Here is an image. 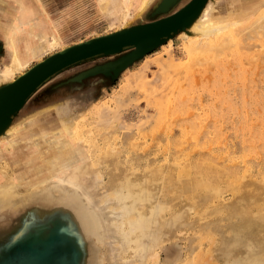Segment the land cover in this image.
<instances>
[{"label":"rangeland","instance_id":"rangeland-1","mask_svg":"<svg viewBox=\"0 0 264 264\" xmlns=\"http://www.w3.org/2000/svg\"><path fill=\"white\" fill-rule=\"evenodd\" d=\"M189 1L177 0L163 11H155L158 0L142 10L134 1L125 16L122 12L109 20L105 17L93 36L164 17ZM215 1L224 16L234 2L243 0ZM261 2L249 0L248 6ZM250 19L234 25L236 38L227 43L191 44L194 39H187L179 28L127 64L110 65L133 47L78 62L49 78L14 115L15 119L35 115L45 106L61 108L59 104L68 101L70 109H62L64 114L57 113V119L49 122L58 124L66 117L80 130H90L85 133L90 144L80 149L81 162L71 171H80L83 165L87 176L80 183L84 186L87 177L98 182L94 197L81 189L72 207L57 208L84 222L80 236L65 222L68 236L63 241L73 247L71 261L264 264V26ZM6 35L0 31V70L10 61L3 43ZM66 42L32 57L15 77L68 46ZM103 153L107 157L100 156ZM122 180L129 182L124 187L126 197L138 201L137 207L142 202L145 212L143 228L130 233L126 225L129 238L118 234L127 237L123 240L117 236L119 228L106 221V205L101 201L103 190H113ZM117 200L112 197L106 203L115 205ZM4 202L0 199V261L39 237L60 234L53 232L56 221L50 213L45 224L37 226V221L45 220L34 222L30 201L16 202V213ZM117 211L120 217L121 208ZM132 237L137 238L134 243ZM28 253H20L17 264H47L39 254ZM60 264H66L65 257Z\"/></svg>","mask_w":264,"mask_h":264},{"label":"bare ground","instance_id":"bare-ground-1","mask_svg":"<svg viewBox=\"0 0 264 264\" xmlns=\"http://www.w3.org/2000/svg\"><path fill=\"white\" fill-rule=\"evenodd\" d=\"M19 1V10H13L15 14L11 13L8 15L4 12L1 13L2 10L0 12V31L2 30V32L4 31L6 33H9L10 35V61L9 63H5L3 69L0 70V87L6 86L15 81L17 79L15 77V72L28 65L32 57L39 56L48 47L53 48L60 44L61 36L59 32L56 31V29H54V31L43 29L36 34L34 33L35 28L37 29V26H40V24L36 23V21L33 22V20L29 18L31 15H29L28 12L30 11L31 7L28 8L29 6L26 0ZM124 1L127 8L123 12V16L126 15V10L131 7L132 2L136 1L138 3V8L142 10L151 0ZM248 1L249 0L234 2L231 5L232 9H230V11L223 16L219 14L216 8V3L218 2H216L215 0H200L197 6L194 7L188 15L178 19V23L185 21L183 35H185L187 39H194L192 40L191 44L196 43L198 45H202L217 40H220L222 43H227L230 40L236 38L234 25H236V23H238L240 20L251 18L250 20L257 26H264V0H262L261 4L254 3V5L250 4L251 6H248ZM171 2L172 0H160L155 11H163L167 9ZM2 6L5 5H2V3H0V9ZM5 8L13 9V3L5 6ZM180 9L174 11L170 15L177 13ZM173 23V20L171 22L164 23L162 26H158L157 31L162 29V27L171 26L173 25ZM172 33H174V31L171 30L170 34ZM189 34L190 36H187ZM28 88L29 84H26L23 87L20 95L24 92V89L26 90ZM67 102L68 101L59 104V106L62 105L61 108H55L52 105H48L40 109L38 114L27 115L22 118L19 117L17 119L13 118L12 120H9L10 122L6 123L3 129L1 128L2 130L0 132V157H4V160L0 161L1 201H5V207L7 206L6 208H10L15 213L19 208V205L16 206V202L20 200H25L27 202L30 201L29 203L32 204L31 213L33 214V217H35L34 222L36 223L37 219L45 220L44 222L37 221V226H43L50 213V216H54V220L56 221V227L53 232L59 230L58 232H60V234L62 235L67 234V232L65 231V222H67L71 230H76L77 234L79 233V231H81L80 228H83L85 226L84 222L79 220L80 216L75 215L72 218L70 216H66L57 210L58 206L61 204H67L72 207V200L75 198L77 191H80L81 189L88 192L87 194H89V197L91 195V197L93 198L94 191L98 183L95 180H89L87 177V181L84 183V186L81 185L82 182L80 183V180L82 179L84 181L85 176L83 175L87 174V172L81 170V167L83 165L79 166L80 171H76L73 173L71 171V168H73L74 165L81 162L79 160L81 156L78 155L80 149L85 148L86 145L90 144V138H88L85 134L90 130L88 129L89 131L87 130L85 132L80 130V126L73 125L71 122H69L72 119L66 117H62L58 124L55 122H49V120H53L55 118L57 119V116H55L57 113H59L61 117V115L64 114L62 112V109L63 111H67L68 109H70ZM7 119L9 118H6V120ZM107 154L108 153H103L100 156L103 157ZM99 160L100 162H103V159ZM100 162L99 164H101ZM80 173H82V175ZM166 173L168 174L167 171ZM96 176H98V174ZM128 185L129 182H127L126 180H122L121 183L113 188V190L108 191L107 189H104L103 194L105 198H102L101 200L102 203H104L103 205H106V221L111 225V227L113 226L112 228H119V230H117L119 233H116L118 237H122V239L118 238L121 240L128 237V234L126 235V233H128V231H126V225H129L130 233L134 229L140 230L145 225V217H143L144 210L140 207L142 205V202H140V206L137 207L136 204L138 201L132 200L130 202L126 197V195H128L129 193H125L124 187ZM22 194L23 196L21 197ZM257 194L259 193H256V195ZM112 197L118 199L119 202L115 205H107L108 203L106 202ZM259 198L262 199L261 197ZM143 202L145 203V201ZM118 208H121L122 210V212L120 213L121 215L117 213V215L119 214L120 217L116 216V211ZM46 228L42 229L44 230ZM121 232L122 234L125 233L124 235H126L127 237L124 236L123 238L122 235L119 236L118 234H121ZM144 232L146 231L144 230ZM144 232L141 233L145 234ZM78 235L80 236V234ZM136 235L139 234L136 233ZM139 236L141 238L142 235L140 234ZM134 237L131 238V241L132 239H137H134ZM116 240L117 239L115 237V241ZM208 259L211 260V258Z\"/></svg>","mask_w":264,"mask_h":264},{"label":"water","instance_id":"water-1","mask_svg":"<svg viewBox=\"0 0 264 264\" xmlns=\"http://www.w3.org/2000/svg\"><path fill=\"white\" fill-rule=\"evenodd\" d=\"M176 1L172 0L168 8ZM199 1L190 0L187 5L183 6L173 15L168 14L151 21L135 23L109 33L72 43L34 63L25 71L26 73L23 72L18 75L15 81L0 87V132L39 87L55 74L88 58L111 54L131 47L133 49L130 52L110 65L115 67L133 61L154 48L157 44L173 36L179 28L184 29L185 21L178 23V19L188 15L197 6ZM172 20L174 21L173 25L162 27V29L157 31L158 26H162L164 23L171 22ZM171 30L174 33L170 34ZM26 84H29V88L24 89V92L20 95ZM6 118L9 119L6 120ZM67 230L68 228L65 231ZM67 236V234L51 233L44 237V239L39 237L28 245L15 249L14 253L7 255L0 261V264L19 263L21 261L20 253H25V251H28L30 255L39 254L41 259L46 261L47 264H60V260L63 257H65L66 264H78L76 260L71 261L68 257L69 253L73 251V247L64 243ZM40 239L42 241H38Z\"/></svg>","mask_w":264,"mask_h":264},{"label":"crops","instance_id":"crops-1","mask_svg":"<svg viewBox=\"0 0 264 264\" xmlns=\"http://www.w3.org/2000/svg\"><path fill=\"white\" fill-rule=\"evenodd\" d=\"M26 2L28 8L31 7L28 12L31 15L29 18L40 24L34 33L43 29L49 31L56 29L61 36L60 41H67L68 45L87 36L93 37V33L101 29V21H104L105 17L106 20L113 16L118 17L125 11L123 9H126L124 0H26ZM0 3L5 6L13 3V9L6 8L5 11L1 9L2 12L0 10L1 13L8 15L15 14L13 10L20 8L19 0H0ZM6 34L3 43L9 52L10 35Z\"/></svg>","mask_w":264,"mask_h":264},{"label":"flooded vegetation","instance_id":"flooded-vegetation-1","mask_svg":"<svg viewBox=\"0 0 264 264\" xmlns=\"http://www.w3.org/2000/svg\"><path fill=\"white\" fill-rule=\"evenodd\" d=\"M159 1H160V0H158V2L156 3V5H155V6H157V5H158ZM187 3H188V2H187ZM187 3H186V4H187ZM186 4H185V5H186ZM182 7H183V6H182ZM154 8H155V7H154ZM179 9H180V8H179ZM151 12H152V10H151ZM151 12H149V13H151ZM158 15L160 16V15H163V14H161V13H160V14H158Z\"/></svg>","mask_w":264,"mask_h":264}]
</instances>
